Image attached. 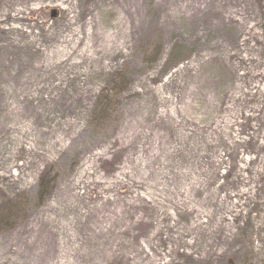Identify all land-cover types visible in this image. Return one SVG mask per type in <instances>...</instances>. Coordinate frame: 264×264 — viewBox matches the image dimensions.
I'll return each instance as SVG.
<instances>
[{"label":"rangeland","instance_id":"1","mask_svg":"<svg viewBox=\"0 0 264 264\" xmlns=\"http://www.w3.org/2000/svg\"><path fill=\"white\" fill-rule=\"evenodd\" d=\"M167 261L264 264V0H0V264Z\"/></svg>","mask_w":264,"mask_h":264},{"label":"bare ground","instance_id":"2","mask_svg":"<svg viewBox=\"0 0 264 264\" xmlns=\"http://www.w3.org/2000/svg\"><path fill=\"white\" fill-rule=\"evenodd\" d=\"M93 20L94 16L90 14L88 18L83 17V21L78 29H70L66 35H60L58 39V45H55L54 48L51 50L57 57L61 58V60L64 61H70L73 54L76 53L78 44L82 42L84 38H89L90 41L94 40L95 37L99 38L101 41V47L102 48H110V47H117L119 43V32L117 30V27H115L116 30H112L110 33H107V35L102 34V31L95 32L93 29ZM92 44V43H91ZM91 50V46H85L81 52L80 56H85L87 52ZM232 114L228 117V125L231 126L234 124L236 115L233 108H231ZM231 139L235 143H239V138L237 134H231ZM175 248L171 247L169 252L171 250H174ZM186 257H191L190 253L185 254ZM195 260H199L198 257H195ZM152 261V259H151ZM156 264V262H154ZM179 263L182 264L180 261H167L166 264H174Z\"/></svg>","mask_w":264,"mask_h":264},{"label":"water","instance_id":"3","mask_svg":"<svg viewBox=\"0 0 264 264\" xmlns=\"http://www.w3.org/2000/svg\"><path fill=\"white\" fill-rule=\"evenodd\" d=\"M54 15V10H51V17H53Z\"/></svg>","mask_w":264,"mask_h":264}]
</instances>
